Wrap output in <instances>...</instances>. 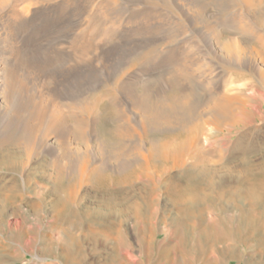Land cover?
<instances>
[{"label": "bare ground", "instance_id": "1", "mask_svg": "<svg viewBox=\"0 0 264 264\" xmlns=\"http://www.w3.org/2000/svg\"><path fill=\"white\" fill-rule=\"evenodd\" d=\"M78 1L80 0L56 4L51 9L52 13H55L52 16H44L46 11L43 10L36 11L30 21L20 20L15 29L20 35L30 31L26 40L29 41L30 38L36 40L46 32V27L54 18L61 19V16L54 17L60 13L58 8L64 7L65 3L75 6ZM237 3L248 9L256 23L264 22V0H237ZM196 5L201 20L210 24L205 13L208 8H216L220 3L217 0H196ZM224 9L226 12L221 17L223 28L221 31L216 29L217 31L212 32V36H208L209 40L219 51L227 55L223 60L225 63L223 68L230 73L233 80L251 76L252 87L236 90L216 87L208 95L199 87L201 95L195 102L191 97L195 95L197 79L187 63L173 60L168 63L169 70L176 68L180 71V75L175 74L171 77L168 90L154 91L148 83L126 82L122 85V92L130 93L133 106L139 108L145 118L140 119L145 128L144 144L147 145L145 149L136 148L139 144L131 146L127 143L135 135H138L141 141L142 138L137 126L135 127L138 122L125 112L119 97L115 94V88L106 87L93 95L89 94L91 87L98 81L91 67L74 69L76 74L63 88V92L67 95L63 98L68 99L62 105L66 110L61 108L56 110V107L51 110L49 104L42 100L37 101L36 96L30 93L34 86L29 90L30 87L27 88L22 84L24 81L18 82L15 68L5 72V67L1 65L5 59L3 61L0 58V93L4 100L0 103V228L8 226L12 230H24L27 215L20 204L14 206V203L32 191L36 194L32 204L36 209L38 208L35 216H39L42 212L50 213L45 231L51 233L57 230L67 238V242L60 240V243L49 238L45 250L50 254L48 256L50 261L41 263L47 257L41 253L40 243L38 244L34 236L29 235L26 243L21 247L28 252L36 251L33 255L36 264L56 262L89 264L84 241L86 239L98 241L102 238L107 240L113 233L119 238L124 234L125 222L130 219L136 225L147 223V220L153 224L152 214L155 210L149 212L150 203L157 201L162 191L173 192L174 206L181 213L176 218V223L187 225L184 227L188 232L197 229L194 234L201 249V256L198 258L200 264H223L225 258L239 260L240 264H264V155L260 157L261 160H254L260 150L264 149V143L259 142L260 134L264 129L258 127L246 132L236 149L227 146V139L231 138L234 130L237 131L236 128L242 126L247 127L248 123H252V117L256 116V113L252 112L254 106L251 105V99L260 98L262 103L259 105V110L264 107V40L242 21L236 20V14L225 18L231 7ZM113 13L117 15L120 11L114 10ZM217 13L218 10L215 9L212 15L216 17ZM39 18L42 19V23H38L40 25L37 26L34 22ZM94 19L95 15L90 18V23ZM64 20L66 18L62 21ZM9 25L1 28L3 32L0 34H6L1 37L5 42L12 39L8 35ZM62 30L63 28L56 29L54 33L59 34ZM111 32L112 29L108 33ZM234 33L241 34L243 39L253 41L259 46L251 47V51L243 41L232 37ZM84 36L81 35L80 39ZM152 44L149 43L148 46L151 47ZM14 48L13 46L10 49ZM28 48L24 44L21 46L23 56L19 64L29 63L35 57L34 54L44 53L43 47L39 45L33 46L34 49L28 54L24 53L29 50ZM180 48L182 47L168 48L167 52L176 53L181 51ZM114 49L119 56L125 52L123 48ZM248 49L252 53L260 54L262 65L247 67L243 63V55ZM135 53L138 52L134 50L131 54ZM46 60L50 66L60 61H52L51 58ZM113 65L114 68L119 67L118 58ZM181 80L186 81L189 86L180 87ZM68 88L71 89L70 96L66 91ZM138 89L142 94L136 93ZM263 112L257 114V117L264 121ZM179 113L188 116L187 120L182 122V127L178 130L163 127L162 121L164 125H167V122L170 124L169 121ZM100 118L111 119L116 124L127 119L129 125L124 130L118 124L111 134V141L107 144L96 137V154L101 159L92 161L89 129L91 124L96 125ZM223 132H228L230 135L220 136ZM40 134L44 136L41 137L42 139L38 137ZM48 139L56 142L57 148L54 147V151L58 152L56 151L58 149L62 154L57 155L52 151L47 158L48 161L44 159L45 163L32 161L38 155V149L41 146L44 149L49 144ZM212 142L218 144V148H214ZM241 144L244 147L240 149ZM135 149L139 152L137 155H132L130 150L136 151ZM236 151L239 157L236 156ZM43 152L44 156L49 153L47 149ZM73 154L78 160L76 162L79 163V167L72 165ZM52 166L56 169L55 174L49 172ZM177 170L185 178V184L178 178L169 181L170 174ZM43 179L46 180L47 185H42L45 184ZM32 181L35 182V186L30 189ZM87 186H93L100 193L99 201L95 204L87 203L85 200L87 196L82 191ZM135 190L148 191L153 197L135 199V195L133 196ZM209 198H213L217 209L221 210L230 203L232 208L239 212L238 220H231L233 216L230 215L229 221L218 218L215 222L209 220L204 225L201 224V216L207 210L205 203ZM149 213H151L150 219ZM210 219H212L211 215ZM196 223L199 226H195ZM97 226L104 227L103 231L100 228L97 230ZM157 236L158 234L154 233L152 239ZM165 236L168 237L167 234ZM220 243L223 246H219ZM15 244L20 245L17 242ZM239 245L254 247L248 251L249 257L245 258L244 262L242 261L244 254L238 250ZM0 248L5 255L0 256V264H6L12 258L20 256L18 247L4 243L3 231L0 233ZM149 254L148 250L142 249L138 258L130 253L126 256L129 261L142 264L149 261Z\"/></svg>", "mask_w": 264, "mask_h": 264}, {"label": "rangeland", "instance_id": "2", "mask_svg": "<svg viewBox=\"0 0 264 264\" xmlns=\"http://www.w3.org/2000/svg\"><path fill=\"white\" fill-rule=\"evenodd\" d=\"M63 1L70 0H0V19L3 18L1 20L3 25L0 23V29L10 24L7 26L8 35H10L12 38L11 40L8 39L7 43V41L5 42V39H1V37L6 34H0V58L2 60L5 59V61L3 60L4 63L1 62V65L5 67V72L11 68H15L18 82L22 83L24 81L22 84H24L27 88L30 87L29 90H31L34 86L33 91H30V93H33L36 96L37 101L42 100L46 104H49L51 110L55 109V107L56 110L57 108H61L64 111L66 110V108H63L62 105L63 103L65 104L68 99L65 100L63 98L67 96L65 92H63V88L65 87L66 83L68 84L72 77H74L76 74L74 69L81 67H91L98 77V81H96V83L91 87L92 90L89 94L93 95L97 91H100L106 87L115 88V94L119 97L120 103L125 112L138 122L135 127L137 126V131L140 133L139 135L143 141L142 143L140 137L135 135L131 141H128L127 143L131 146L133 144V146L139 144V146L136 148L141 147L145 149L147 147V145L144 144L146 141V138L144 137L145 128L142 126L140 120L145 118L141 110L133 106L130 93L126 94L125 92H122V85L126 82H130L131 84H135L136 82L148 83L151 85V88L154 91L159 89L168 90L171 85V77L175 74L180 75V71L176 68L169 70L168 63L173 60L187 63L195 78L197 79L195 82V95L194 97H191L195 102L201 95L199 94V87H201V89H203L204 93L207 95L212 90H215L216 87L230 90L252 87L251 76H247L239 80H233L230 73H228V71L223 68V65L225 64L223 60L227 58V55L219 51L217 46H215L214 43L210 42L209 40V37L212 36V32H214L216 29L221 31L223 28L221 23L223 20L221 17L226 12L224 7H231V10L225 14V18L236 14V20L239 22L242 21V23L248 26L253 31V33L261 36L264 40V22L262 24L256 23L244 5H237V0H217V2L220 3V6H217L216 8H208L205 13V16L210 24L201 20V14L196 5V0H80L75 6L65 3L64 7L61 9L58 8L57 10L60 13L56 14L54 17L61 16V19L54 18L51 24L46 27V32L36 40H31V38L29 41L26 40V38L31 33L30 31L29 33L27 32V34L24 33L25 35H20L18 30L15 29L20 20L24 19L25 21H30L33 17V13L36 11H46L44 12V16L54 15L55 13H52L53 11L51 9H53L56 4H59ZM215 9L218 10L216 17L212 15ZM114 10H119L120 14L115 15L113 13ZM78 13L81 14L78 15ZM94 15L95 19L90 23V18H92ZM65 18L66 20L62 21ZM41 20L42 19L39 18L35 20L34 23L39 26L42 23ZM38 23L40 24L38 25ZM59 28H63L62 32L59 34L54 33L56 32V29ZM111 29L113 32L108 33L111 31ZM1 32H3L2 29L0 30V33ZM83 34L85 36L80 39L81 35ZM232 37L243 41V43L246 44L248 48L250 47L249 49L251 51V47L257 48V46H259L253 41L243 39V36H241L239 33H234ZM149 43H153L151 47L148 46ZM23 44L29 47V50L24 51L26 54H28L30 50H33V46L36 45L43 47L44 53L34 54L35 57H33L29 63L25 64L22 62L23 64H19V62H21V57L23 56L21 49ZM10 46H14L15 48L10 49ZM177 47H182L180 48L181 51H176V53H174V51L167 52L168 48ZM114 48H123V51L125 52L119 56ZM249 49L243 55V63L247 67H253L255 64L262 65L260 54L252 53ZM134 50H136L138 53L131 54ZM46 58H51L52 61H60L56 64H53V66H50L46 62ZM61 58L64 60H61ZM117 58L119 67L117 66L118 68H114L113 64H115ZM18 76H21L20 79ZM179 85L182 88L189 86L184 80H181ZM230 90L229 92H232ZM66 91L68 92V96H70L71 93L69 92H71V89L68 88ZM136 93L139 95L142 94L140 89H138ZM254 98H252V102H250L251 105L254 106L252 107V112L253 114L256 113V116L254 117L257 120L252 117L254 120L252 119V123H248L247 127L242 126L241 128H236L237 131L234 130L231 138L229 140L227 139V146H229L230 149L233 147L236 149V146L240 144V140H242V137L246 135V132H250V130L253 128L257 129L258 127L264 129V121L257 117V114L261 113V111H264V107L260 108L259 110V105H261L262 100L258 97ZM3 101L4 100L0 93V103ZM255 107L258 108L255 109ZM187 117L188 116L185 117L179 113L174 116L171 121H169L170 124L167 122V125H164V121H162V125L165 128L167 127V129L172 128L173 130H178L180 127H182V122L187 120ZM102 119L103 118H100L96 125L91 124L89 129L91 145L90 158L92 161L101 159L96 154V137H99L100 141L104 140L105 144L109 143L111 141V134L113 133L115 127L119 124H116L111 119ZM119 125L121 129L125 130L128 128L129 124L127 119H123L120 121ZM263 134L264 132H262L259 137V142L261 141L260 143L262 144L264 143ZM229 135L230 134L228 132L220 133V136ZM38 137L42 139L41 137L44 136L43 134L42 136L40 134ZM48 141L49 144L46 145L44 149H47L49 153L44 156V149H42L41 146V148L38 149V155L32 161L45 163V160L50 157L49 155L52 153V151H54V147L57 148V146L53 139H48ZM243 144L245 145V143ZM243 144H241L239 147L240 149L242 146L244 147ZM214 148H218V144L214 143ZM135 150L136 151L130 150V153L132 155H137L139 150ZM56 151L58 152H54L57 155L62 154V151H59L58 149H56ZM260 151L261 152L258 153L259 155L254 157L255 161H258V159L264 155V149ZM237 152L238 151H236V156L239 157ZM72 156L74 158L75 154ZM76 161L78 160L74 158V164L72 165H74V167H79V163ZM54 169L55 168L53 166L50 167L49 172L55 174L54 171H56V169ZM170 175L171 177L169 178V181L178 178L182 183H186L185 178L180 175L178 170L172 172ZM43 181H45V184L42 183V185H47L46 180L43 179ZM169 181L167 180L166 182L168 183ZM34 186L35 182L32 181L30 189H32ZM84 189L85 190L82 192L86 193L87 197L85 200L87 203L95 204L99 201L100 193L93 186H87ZM144 191L135 190L133 191V196L135 195V199L139 200H142V198L145 197H153V194L150 195L148 191ZM172 193L173 192L162 191L158 200L150 203L149 212H153L155 210V212L152 214L153 224L147 220V223H139V225L142 226L141 227L138 224L136 225L135 222L130 219L125 222V226L123 227L124 234L119 238H117V236L113 233L110 234L107 240H104L103 238L98 241L86 239L84 241V247L86 250V256H88L86 257L88 263L140 264L135 263L133 260L129 261L130 259L127 258L126 254L130 253L133 257L138 258L140 251L145 249L150 253L149 261H145V263L142 264H200L198 258L201 256V249L196 241V235L194 234L197 229H193L191 232H188L184 227L187 225L184 223H176V218L179 217L181 213L180 210L174 206V196ZM35 199L36 194L32 191H29V193L25 194L20 200H17L14 203V206L20 204L27 215V221L25 222L24 230H12L8 226L0 228V233L2 231L4 233V243L12 246L15 245L20 250V256L12 258L7 262L9 264H36L33 257L36 251L28 252L21 247V245L26 243L29 235L34 236L35 240L38 241V244L40 243L41 253L43 256L47 257L41 263L50 261L48 258L50 254L45 250L46 242L49 240V238L57 243H60L61 241L67 242V238L62 232L54 230L49 233L45 231L47 227L46 225L50 220V213L48 214L47 212H42L39 213V216H35V212L38 210V208L36 209V207L32 204ZM213 201V198H209L205 203L207 210H205L206 213L204 212V216H201V224L204 225L205 223L209 222V220L215 222V220L218 218L228 220V218H231V216H233L231 220H238L239 212L232 208L230 203H227L221 210L217 209ZM210 215L212 216V219H210ZM150 216L151 213H149V219ZM204 217L207 220H205ZM151 225L154 227L152 228ZM195 226L199 225L196 223ZM98 228L102 229L103 231L104 227L97 226V230H99ZM170 228L172 230H170ZM154 233L158 234V236L153 237L152 239V235ZM165 234H167L168 237H166ZM139 238L142 239L140 240ZM177 240H179V242ZM15 242L19 243L20 245L15 244ZM218 245L223 246L221 243ZM157 246H159V248ZM250 249H254V247L248 248L247 245L238 246V250L244 254V258L242 260L243 262L245 258L249 257L248 251ZM118 251L120 253H117ZM0 256H5L1 252V248ZM223 262V264H240L239 260L228 258H225ZM52 264L61 263L56 262Z\"/></svg>", "mask_w": 264, "mask_h": 264}]
</instances>
